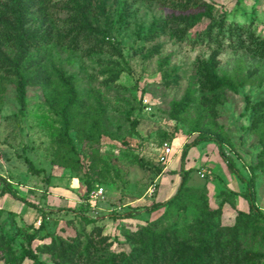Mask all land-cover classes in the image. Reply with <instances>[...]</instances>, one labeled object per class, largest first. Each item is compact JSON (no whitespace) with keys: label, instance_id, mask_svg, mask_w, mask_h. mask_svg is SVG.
Here are the masks:
<instances>
[{"label":"rangeland","instance_id":"1","mask_svg":"<svg viewBox=\"0 0 264 264\" xmlns=\"http://www.w3.org/2000/svg\"><path fill=\"white\" fill-rule=\"evenodd\" d=\"M199 133L264 214V0H0V184L34 205L2 196L0 264H202L208 229L204 264H262Z\"/></svg>","mask_w":264,"mask_h":264},{"label":"trees","instance_id":"2","mask_svg":"<svg viewBox=\"0 0 264 264\" xmlns=\"http://www.w3.org/2000/svg\"><path fill=\"white\" fill-rule=\"evenodd\" d=\"M85 17H86L85 14L82 13L83 21L85 20ZM84 26L86 28L90 29L89 26L87 25L86 21L84 22ZM15 74H16V80H17L16 81L17 100H18L19 105L21 107H23L25 105V84H24L23 76L18 71V69L16 70ZM220 84L223 85V86H225V87H227V88H229V89H231V90H233V91L236 90L235 86L230 81H228L226 79H222L220 81ZM246 108H247V104H246ZM211 141L214 142L217 145L218 153L221 156V158L223 159V161L225 162V164L228 167V169L230 170V172L233 173L237 177V179L245 187V191H244L243 197L247 201L248 211L247 212L239 211L238 212V215H248V214H252V215H254L257 218H261V219L264 220V214L257 207V205L255 204L254 199H253V194H252L253 182H252V180L250 178H245L239 172L238 168L226 157V154H225V152L223 151V149L221 147L220 141L215 136H210L208 134L199 133L191 142L186 143L184 145L182 151H181V154H180V161H181V163H183V161H184L185 152H186V150L188 148L195 147V146H197L200 143L211 142ZM25 161H26V163H27V165H28V167H29L30 170H35L34 166L27 159ZM186 172L187 171L182 172L181 169H180L179 172H176L174 170L170 172L172 174H178L180 176V183H179V185L177 187V191L174 194V196L171 197V198H169L168 200H166L164 202H158V203L154 204L152 206L151 210H157V209H160L162 207H167V205H169L170 203H172L174 201L175 197L181 191V189L183 188V185L186 182ZM157 173L159 174L160 171L158 170ZM0 190H1V195L2 196L5 195V194H9L15 200L25 202L26 204H28L30 206H34L31 202H27L21 196H19L17 194V192L15 190H13V189H6L3 185L0 184ZM224 203H225L224 200H222L220 202L219 209H220V207ZM135 213L136 212H126L123 215V217H125V218H127V217L128 218H131V217H133L135 215ZM212 232H213V229H212ZM206 234L208 236H210V239H209V243L202 248L203 250L200 251V257L202 258V264H204L207 260H209L210 252L208 250H209V247H211V244H213L214 241H215V239L211 236L210 229L206 230ZM30 258L33 259V256L30 255ZM188 262L189 263H192V264H195L196 260L187 261V263H185V264H188ZM262 264H264V262H262Z\"/></svg>","mask_w":264,"mask_h":264},{"label":"built area","instance_id":"3","mask_svg":"<svg viewBox=\"0 0 264 264\" xmlns=\"http://www.w3.org/2000/svg\"><path fill=\"white\" fill-rule=\"evenodd\" d=\"M164 151H165V153H169V151H170L169 147L166 146ZM1 198H2V195H1V190H0V202H1Z\"/></svg>","mask_w":264,"mask_h":264}]
</instances>
